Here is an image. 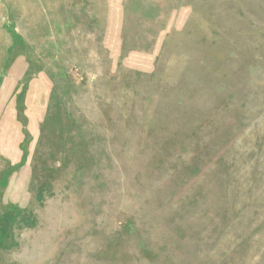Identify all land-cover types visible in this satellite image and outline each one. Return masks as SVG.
Instances as JSON below:
<instances>
[{
	"label": "rangeland",
	"instance_id": "374dc122",
	"mask_svg": "<svg viewBox=\"0 0 264 264\" xmlns=\"http://www.w3.org/2000/svg\"><path fill=\"white\" fill-rule=\"evenodd\" d=\"M0 264H264V0H0Z\"/></svg>",
	"mask_w": 264,
	"mask_h": 264
},
{
	"label": "trees",
	"instance_id": "16d2710c",
	"mask_svg": "<svg viewBox=\"0 0 264 264\" xmlns=\"http://www.w3.org/2000/svg\"><path fill=\"white\" fill-rule=\"evenodd\" d=\"M12 34L14 35V37H16V38L18 37L17 34H15V33H12Z\"/></svg>",
	"mask_w": 264,
	"mask_h": 264
}]
</instances>
